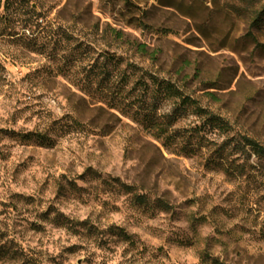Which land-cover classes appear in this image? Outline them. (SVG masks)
<instances>
[{
    "label": "rangeland",
    "instance_id": "374dc122",
    "mask_svg": "<svg viewBox=\"0 0 264 264\" xmlns=\"http://www.w3.org/2000/svg\"><path fill=\"white\" fill-rule=\"evenodd\" d=\"M37 3L41 54L0 29V264H264V158L231 150L264 146V27L253 41L235 0ZM106 53L196 103L173 126L181 154L149 122L172 102L136 72L115 99Z\"/></svg>",
    "mask_w": 264,
    "mask_h": 264
},
{
    "label": "trees",
    "instance_id": "16d2710c",
    "mask_svg": "<svg viewBox=\"0 0 264 264\" xmlns=\"http://www.w3.org/2000/svg\"><path fill=\"white\" fill-rule=\"evenodd\" d=\"M237 3L243 6L245 10H249L251 17H250V25H249V35H251V30L257 31L261 26L264 27V2L262 0H235ZM34 3V7L32 6ZM38 3L37 0H0V29L7 30L9 36H15L18 34L16 30H22L20 35V41L25 46V49L31 53L41 54L43 50L48 48L50 44L52 45L55 43L53 42V37L50 36L49 38L43 37L44 29L47 27L43 25V21L39 23L41 20L40 12H38ZM43 25V26H42ZM45 26V27H44ZM251 39L256 42V39L251 35ZM116 39H120V35L116 33ZM258 46V43H256ZM137 51L141 54H147L145 46L138 45ZM120 59H116L114 56L110 55V53H106V56L102 62V82L106 80L109 84L111 80H113L112 85L110 87H114L111 94L117 97H121L122 89L116 86L120 84V82L126 81L125 84H128L127 80L130 79L135 72L137 75L136 83L142 84L146 90L147 88H154L156 87L157 93H162L161 100H168L172 102V108L169 113L163 116L162 119H152L149 120L150 125L152 128H155L157 135L155 136L156 140H160L162 146L167 150H173L174 154H181L184 147L181 145V138L183 134L181 132H185L184 130L174 129V124L179 120L182 113L185 111L192 104H196L191 98L184 94L179 87H177L174 83L170 80L165 78H160L156 74L147 73L143 69H141L137 65H129L127 64L126 68H121L118 63ZM92 66L91 68H93ZM132 68L127 74V69L129 70ZM113 71L115 72L113 74ZM109 87V85H108ZM118 88V89H117ZM141 96L143 97L142 93ZM109 109L110 105H107ZM113 106V105H111ZM150 108H156L153 103L150 104ZM198 113L206 114L207 121L204 125L209 124V128H212L216 122H219V119L215 118L211 113L208 111L203 110L201 107H196L195 109ZM148 122V123H149ZM218 124V123H216ZM225 125V124H224ZM67 126V125H66ZM222 126V125H218ZM218 128V127H217ZM59 132L67 131V128L58 127ZM29 137H37L42 142L47 140L46 136L31 132L28 134ZM243 143V144H242ZM248 146V151L254 154L258 158H264V146L254 139L243 137L241 141H238L232 147V151L234 154H237L240 151H244V149ZM223 147H219L215 151V160L213 162L222 163L223 162ZM212 157V156H211ZM217 158V159H216ZM159 207L164 210L168 211V205L164 201H157ZM120 231L119 236H122L124 239L130 238L124 231L117 228ZM17 253L14 252L10 254V258L15 260ZM214 264L217 263L216 261H212Z\"/></svg>",
    "mask_w": 264,
    "mask_h": 264
}]
</instances>
